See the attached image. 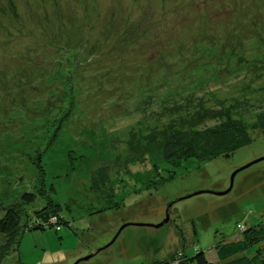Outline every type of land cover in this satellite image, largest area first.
Segmentation results:
<instances>
[{
	"label": "rangeland",
	"instance_id": "1",
	"mask_svg": "<svg viewBox=\"0 0 264 264\" xmlns=\"http://www.w3.org/2000/svg\"><path fill=\"white\" fill-rule=\"evenodd\" d=\"M226 113L249 145L167 160L171 135ZM262 157L264 0H0V218L28 192L61 207L1 264L215 260L264 222V160L231 180Z\"/></svg>",
	"mask_w": 264,
	"mask_h": 264
},
{
	"label": "trees",
	"instance_id": "2",
	"mask_svg": "<svg viewBox=\"0 0 264 264\" xmlns=\"http://www.w3.org/2000/svg\"><path fill=\"white\" fill-rule=\"evenodd\" d=\"M220 117L223 118V115ZM250 132L243 123L233 120L230 114L226 113L216 128L188 130L171 135L164 146V155L169 162H173L172 165L182 163L189 158H193L199 165L217 157L229 158L238 149L251 143ZM37 160L38 171L44 177L41 157ZM206 194L217 196L215 192L207 191ZM35 197L33 193H24L20 197L21 204L4 210L0 218V236L3 237L0 245V264L10 251L17 252L25 231L52 227L55 224H51L50 218H61V207L54 204L51 197L44 196L45 205L40 209L28 210L26 205L32 204ZM237 226L241 237L217 243L214 247L215 260H208L204 251L198 248L191 258L185 260L187 264H264V222L246 225L244 230L241 229L243 228L241 224ZM194 234H196L195 229ZM254 247H256L254 253L247 255V252ZM180 255L184 257L182 254L178 257L181 258ZM185 261L183 263H186Z\"/></svg>",
	"mask_w": 264,
	"mask_h": 264
},
{
	"label": "water",
	"instance_id": "3",
	"mask_svg": "<svg viewBox=\"0 0 264 264\" xmlns=\"http://www.w3.org/2000/svg\"><path fill=\"white\" fill-rule=\"evenodd\" d=\"M262 160H264V157H262V158H260V159H258V160H256V161H254V162H252V163H250V164H248V165L242 167L241 169L235 171V172L232 174V176H231V180H233L234 176H235L240 170H243V169H245V168H248L249 166H252L253 164H255V163H257V162H260V161H262ZM206 192H207V191H199V192H195V193H193V194H191V195H189V196H187V197H184V198H182V199H188V198H190V197L197 196V195H200V194H203V193H206ZM228 192H229V191H226V192H224V193H215V194H216L217 196H224V195H226ZM168 220H169V215H166V218L164 219L163 222H161V223H159V224H157V225H151V226L154 227V228H159V227L163 226L164 224H166V223L168 222ZM128 226H138V224H123V225L118 229V231H117L115 237L113 238V240L111 241V243L108 244L107 246H105L103 249H106L108 246H110V245H111V244L117 239V237L120 235V233H121L126 227H128ZM103 249H102V250H103ZM100 251H101V250H99V251H97L96 253L91 254V255H89V256H87V257H85V258H83L82 260H83V261H88V260H90L95 254H98ZM75 264H77V263H75Z\"/></svg>",
	"mask_w": 264,
	"mask_h": 264
}]
</instances>
